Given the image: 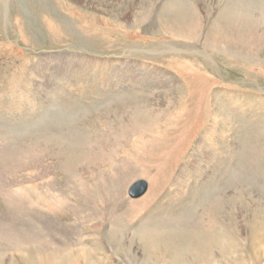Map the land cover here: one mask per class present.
Here are the masks:
<instances>
[{
    "label": "rangeland",
    "instance_id": "374dc122",
    "mask_svg": "<svg viewBox=\"0 0 264 264\" xmlns=\"http://www.w3.org/2000/svg\"><path fill=\"white\" fill-rule=\"evenodd\" d=\"M165 2L0 0V264H264V0Z\"/></svg>",
    "mask_w": 264,
    "mask_h": 264
},
{
    "label": "bare ground",
    "instance_id": "6f19581e",
    "mask_svg": "<svg viewBox=\"0 0 264 264\" xmlns=\"http://www.w3.org/2000/svg\"><path fill=\"white\" fill-rule=\"evenodd\" d=\"M228 7V9H223V11L220 12L218 16V23L221 26L214 28L213 30L215 35H218L219 38H222L224 35L230 37L233 33H237L239 35L240 27L238 25L248 27L247 25L253 23L257 18L256 16V18L251 16V14L249 15L248 13H244V11H242V15L244 16L241 17L238 15V10L235 8L237 6L229 5ZM183 9L185 12L189 11L187 6L184 7L183 0H166L164 7L159 14L160 21L164 25L170 26L171 29L189 30V26L192 23V18L191 16H186V18H184L181 13H179L180 11L182 12ZM194 21L195 20L193 19V23ZM260 21H262L261 18ZM249 28L250 27H248V29Z\"/></svg>",
    "mask_w": 264,
    "mask_h": 264
},
{
    "label": "water",
    "instance_id": "95a60500",
    "mask_svg": "<svg viewBox=\"0 0 264 264\" xmlns=\"http://www.w3.org/2000/svg\"><path fill=\"white\" fill-rule=\"evenodd\" d=\"M149 190V183L145 180L135 182L129 189V197L138 200L144 197Z\"/></svg>",
    "mask_w": 264,
    "mask_h": 264
}]
</instances>
